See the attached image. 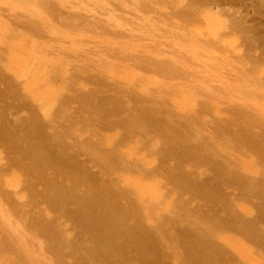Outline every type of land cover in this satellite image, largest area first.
I'll return each mask as SVG.
<instances>
[{
  "label": "bare ground",
  "instance_id": "obj_1",
  "mask_svg": "<svg viewBox=\"0 0 264 264\" xmlns=\"http://www.w3.org/2000/svg\"><path fill=\"white\" fill-rule=\"evenodd\" d=\"M49 1L51 2V0ZM213 1L216 4V8H219V4L217 0H213ZM71 2L72 1H70L69 3ZM179 6L183 7L184 10L188 11L192 9V7H196L197 5L195 4V2H192L190 0L188 5L181 3ZM262 6H264V4H262ZM53 7H54V4H53ZM204 7L205 6H202L203 10H204ZM207 7L209 6L207 5L205 7V10H207L206 9ZM200 8H201V5H200ZM201 9H197V10H201ZM192 10H195V9H192ZM214 10L211 9L212 12ZM219 10H220V13H222L223 10L221 9ZM67 11H69V9ZM96 12L98 11L96 10ZM111 15L113 16V14ZM195 17H199V16L195 15ZM94 18L96 17L94 16ZM30 21L31 20H29V22ZM148 22L150 23V21ZM107 26L109 25L107 24ZM230 26L233 27V30L236 33L241 32V31L243 33H246L245 34L246 36L244 38L245 39L244 45L247 51L245 52V54H247L248 52L249 54H251V51L255 50L257 47L254 39L247 38L249 34H247L245 30L243 31L242 29L243 27H241V23H239L235 19L231 20ZM31 28H33V25ZM16 29L14 30L16 31ZM155 30H157V28ZM121 35L119 34L120 37H123ZM201 43L205 44L206 42H201ZM212 43L213 42H211V44ZM51 53L54 56L53 52ZM119 53L117 52V56H119ZM144 53L149 55L147 57L146 55H144L147 58L145 60H148V63L153 62L152 57L154 55L157 56V58L159 57L160 59H161L160 55H162L165 58V56L159 52H151L155 54H148L149 53L148 51L146 52L144 51ZM123 54H125L124 51H123ZM123 54L122 55L120 54L122 58L124 56ZM166 54L168 55L169 53H166ZM173 54L172 56L175 58L173 57L168 58L167 62H163L161 61L162 60L161 59L160 63L158 64H160V67L164 69L166 74L178 76V79L180 78V76H182V78L180 79L183 80L184 75L186 77V76H189L190 73L184 70L187 67L185 66L183 61L181 62V59H179L180 57L177 58L179 55L176 57ZM117 56L115 55V57ZM133 56H131L132 60H134V63L136 64H131V63L130 64L133 65L134 67L137 65L138 61L136 62L137 60L136 56L134 57ZM261 56L262 55H259L257 59L260 60ZM107 57L111 58L110 56H106L105 58L107 59ZM145 57H143V59ZM153 58L155 61H157L155 57ZM253 58L254 57H252V59ZM111 59H113V57ZM125 59L126 58L124 57V60ZM87 60H90V59H87ZM113 65H115V63ZM104 66H102V64H99V66H97L98 71L96 75H88V73H86V72L91 71L90 69L91 67L81 68L79 66L80 68L79 70H77V73H76L77 74L76 81L82 84L85 89H87L86 91H84L82 87L81 89L78 87L76 88L77 89L76 94H79V93L80 94L73 96L78 106L79 114L84 115L85 113L87 115L85 122H90L92 123L93 126L97 125L99 126V128L101 127L115 128V129L120 128L121 130L119 131H123L122 136H120V138L124 139V141H126V139L128 138L127 141L133 140V142H136L137 145L141 144L144 150L147 149L146 151H149L148 153L152 154L151 156L153 155L156 156L154 162L157 161L158 165L155 166L156 164L154 165V162L147 161L146 157L148 156H145V155H144L145 157L143 156L144 157L143 160L139 162L138 160L136 162L133 159L135 163L134 162L132 163L130 161H125V160L118 161L117 157L115 161L114 159H112L113 157L110 155L111 153L108 152L109 153L108 155V153L106 152L108 148L105 150L102 147V150L103 151L105 150V151L103 153L100 152L101 148L99 149V145L101 144H99V142L90 144L89 143L91 142L90 139L89 140L87 139L88 141L86 143L84 138H82L81 141L76 140V142L74 140H71L70 138L72 136L70 134V130L72 126L71 125L64 126V124L59 125V123L55 120L57 116H54L55 114L52 113L49 110V108L42 107L41 105H38L36 103H35L36 106H33V105L22 106L21 109H19L21 110L20 112L27 111L28 113H26V115H24L23 117H21L22 115L18 116L20 112H17L18 114L16 116L14 115L16 119L18 120L20 119V120L15 121L16 126L14 127L12 131L10 129L8 130L7 126L2 121H0V148H3L4 150H6V153L8 156L7 158L8 163H4L0 165V211H1L0 215L3 214L4 216L3 223L8 224V222L10 221L8 226L10 225V227H12L14 225L16 227L15 230L18 228L23 229L22 231L19 230L20 233H24V232L28 233V237L30 235L33 241L37 243V246H38L37 249L42 250V254L43 252H47L51 254L50 256L52 260L50 261V264H68L69 262L65 260L69 258H71V260L74 262L73 264H90V263L92 264H175L176 262H177L176 264H248L247 261L246 263H241L240 258L238 259V257H241L239 256V254L238 256L235 257L236 254L232 255L230 251L228 250L226 251L227 252L226 253L223 249L218 247L219 246L217 244L218 242L217 243L215 242L216 234L218 231L224 232V230L225 231L231 230V232L234 231L236 234H238L239 237L241 236L242 239L246 240L247 243L249 242L253 244V247L255 246L258 252L261 251L260 257L261 259L263 258L264 260V134H262L261 132L254 133L253 135L251 133H247L245 136H241L237 134L238 139L240 141L239 144H241V146H239V144L235 145V143H232L233 141L231 139L232 144H230L229 142L228 144H230L229 145L230 147H228V144L225 142L228 139L227 138L228 135L227 137H225V134H224L228 121H226L225 119L218 120V121L207 120L206 116L203 117L204 115L207 114L206 111H212V112L214 111L213 108L210 106L209 101L211 100L208 97V96H212L210 95L212 92L209 94V91L207 89L208 91L207 93L209 94L207 95V93L204 92L205 89H202L200 86H197L198 84H196L197 88L194 87L195 84L193 85V87L188 86L187 87L188 89L186 88L187 94L185 93L182 94V95L185 94V106H186L185 109L186 110L183 109L181 111L182 114L180 113V111H177V113L175 112L176 114H174L176 115L175 116L176 119L177 117L179 120L182 119L181 123L179 122L178 119H177L178 121H176L175 118L172 116V113L170 112L166 113L167 117L165 115L166 117V118L164 117L165 119L157 118L154 115L155 113L154 114L152 113L153 109L151 108L143 107V106L139 107L134 102L132 104L134 106H132L131 105L132 99L130 98L129 99L124 98L120 100L115 96H107L105 94L106 91L103 89V87L106 86L104 79L106 80H109V78L111 79V77H108L107 74L111 75L112 72L110 68L108 67L106 68ZM147 66H149L151 69L153 68L151 67L153 65L151 66L147 65ZM160 67L158 68V70L160 69ZM86 68H88V70ZM121 68L118 67V70ZM68 69L69 68H67V70ZM73 69H72V72H73ZM95 69L93 68L92 72L95 71ZM155 69H156V66H155ZM150 72H154V71H150ZM85 73L87 74V77L83 76V75H86ZM162 73L164 74V72ZM236 73H239V72H236ZM155 74L157 75V73ZM166 74L164 77L169 76V75L166 76ZM73 76H74V73H73ZM157 77H160V76H157ZM67 78L69 77L67 76ZM172 79L170 78V80ZM176 79L177 77L174 80ZM247 79L248 78H246L245 80L248 82ZM1 80L2 79L0 75V81ZM70 81L74 82L72 79ZM250 82L253 83L252 86H255V88L256 86H258V84L259 86L261 84L260 87L256 88L255 94L262 93L260 97L262 99V102L264 103V83L262 81L261 82L263 84L260 83V80H259L258 84L256 85L254 83L256 82L255 79L250 80ZM71 84H70V87L72 86ZM179 85L180 84L178 85L176 84V87ZM67 87H69V85ZM172 87H175V86L172 85ZM211 87L213 88V86ZM182 88L184 87L182 86ZM176 92H178V90H176ZM180 92L181 91H179L178 93L181 94ZM63 93L64 92H62V94ZM252 93L254 94V92ZM159 94L161 95L162 92ZM176 94L172 93V95H176ZM172 95L170 97H172ZM140 96H143V95H140ZM144 96H145V93H144ZM147 96L149 97V95H146L145 97ZM151 96L153 98V95ZM215 97L216 96L213 95V98ZM59 98H61V95ZM210 98L212 99V97ZM193 99H196L195 100L196 102L194 101L195 104L199 102L196 104L197 107L195 106L193 107V103H194ZM215 100L217 99L215 98L214 101ZM153 104L155 103L153 102ZM155 105L152 107H155V108L159 107V106L156 107L158 104L156 106ZM249 106L248 105L246 106L245 103H241L238 105L234 104L232 106L233 108L231 112H234V110L236 109V111L238 112L245 113V111L249 109V112L250 110H252L251 111L252 113V112H255L256 109H257L256 111H258L259 109L257 107L258 104L249 105ZM255 106L256 108H254ZM261 106L264 107V104H261ZM261 106L259 104L260 109H261ZM166 107L170 108L169 105ZM172 108L180 109L181 106L178 103L177 104L173 103ZM57 113L59 112L57 111L56 114ZM259 115L260 114L258 115L256 114L255 116H258L257 118H259ZM257 118L256 120L259 123L262 122V121H259L260 119L258 120ZM252 119L251 121H255ZM40 120H42V123ZM263 120H264V117H263ZM17 121L20 122V124H18ZM70 123L71 122L69 121V124ZM214 123L224 124L223 125L224 127L220 129L219 126L217 127L213 126ZM242 125H243V122H242ZM243 126H245V124ZM259 126H262V125H259ZM45 127H48L49 132H47L48 129L47 131L43 129ZM60 129H62V131H60ZM252 130H254V128ZM219 131L222 132V134H224V138L226 140L222 141V139L224 138H222L223 135H220ZM257 131H259V129ZM72 138H74V136ZM110 138L111 137H109L108 140H110ZM230 138L232 137L229 136V139ZM68 139L70 140V142H66V140ZM123 144H120V145L124 146ZM127 153L128 152H126V154ZM118 155L120 156L121 154L119 153ZM127 172H129L130 174L133 173L135 175L138 174V176L144 175L143 177L144 180L145 178L146 179L151 178V181L153 182H155L154 179L156 177H159L161 179V182L158 181L156 183L164 182L166 186L169 185L172 188V189L171 188L169 189L168 187L169 192L167 193H169V195L170 193H173V194H176V197L178 195L181 198L183 197V199H185L183 203L185 202L186 205L190 204L191 206L192 203L195 204V205L192 204L191 206L192 213L191 212L190 213L192 214V216L189 215V217L193 219L191 221L183 219V221L180 220L181 223L180 221L178 222L179 219L177 220V222L176 221L172 222L170 220L172 225L169 224L170 226L169 228L165 227L166 220L165 221L161 220V222L157 220L158 223L157 221L156 223L158 226L157 225L152 226L153 224L152 225L148 224L149 228L147 227L148 225L145 226L144 218H142L144 217V215L140 217L137 214V211L139 209L136 211L137 209L136 207L138 205L135 207L136 202L133 201V199L131 200L130 193L134 194L135 191L133 192L131 185H130V188L132 189V192L131 190H129V187L128 188L126 187L123 189L120 188V185H121L120 181H122L123 184L125 183V181L121 179L118 180V178L119 177L121 178V176L125 173L127 176V174H129ZM9 174L13 175L12 178H10V180H4L6 178V175H9ZM2 177L3 178L5 177V178L3 179ZM125 180H127V184L133 183V181H131L132 183L131 182L129 183L127 177ZM147 180H150V179H147ZM164 183H162L161 187H163ZM133 194L132 196L135 195ZM173 199H176L177 202L179 200V199L177 200V198H173ZM126 201H128L127 207L123 205L124 202ZM183 203L181 200L180 204H182L183 207H185L186 205L184 206ZM242 203L243 204L248 203L250 208L243 206ZM190 206H188L189 208L185 207L186 210L187 209L190 210ZM174 209L175 208H173V210ZM176 210L178 209L176 208ZM147 211H148L147 213L149 214V212H151L152 210L149 211V207H148ZM175 213H177V211ZM139 214L141 213L139 212ZM149 216L150 218L151 217L153 218L154 215L151 216V214H149ZM157 217L155 219H158L159 217L162 218L163 216H159L158 218ZM150 228L151 230L154 228V231H151ZM70 232L72 233L71 235L69 234ZM16 234L15 233L13 234L15 236L13 240H11L12 241L11 244L8 243L10 241L8 237L7 238L9 239V241L4 239L5 236H3V238L0 237V252L1 253L4 252L5 254L8 251L13 252L15 246H17L18 248L22 247V245L25 243V236L24 234H22L23 237L21 236L22 238L19 237L21 239L17 240L18 238L15 239V237L18 234L17 235ZM13 242L15 243V245L14 247H11ZM167 242H171V243L174 242L180 245L182 247L183 253L181 252L179 253L178 250L176 251L177 245L171 247V246H168L169 244ZM87 243H89V245H87ZM166 244L167 246H165ZM24 246H26V244ZM232 246L234 249L235 246L234 245ZM8 254H11V253H8ZM13 255H14V259L17 256V259H16L17 262L15 263V261L13 260L14 263H10L12 262V260L8 258V260L9 259L11 260L9 261L10 264H41L40 261L34 262L33 260L34 258L31 257L32 253L29 255L30 257L27 256L25 258L24 257L25 255H23L21 252L19 253L17 249ZM5 256H7V254ZM1 257H4V256L2 255ZM36 258L37 257H35V261H36ZM37 259L39 260V258ZM172 261L174 262L172 263ZM256 262L258 264L259 261H256Z\"/></svg>",
  "mask_w": 264,
  "mask_h": 264
},
{
  "label": "rangeland",
  "instance_id": "obj_2",
  "mask_svg": "<svg viewBox=\"0 0 264 264\" xmlns=\"http://www.w3.org/2000/svg\"><path fill=\"white\" fill-rule=\"evenodd\" d=\"M46 1H48V2H46ZM63 1L65 2V4ZM70 1H72V2L69 3ZM188 1L190 2V0H188ZM188 1L187 0H126V1L125 0H53V1L51 0V2H50L49 0H45V1L44 0H41V1L40 0H0V75H1V79H2L0 81V86L2 87V88L0 87V118H1L0 121H2L7 126L8 130L10 129L12 131L14 129V127L16 126L15 121L18 120V119H16L15 116L18 114L17 112L21 111L19 109H21V107L25 106V105L36 106V104H38V105H41L42 107L49 108V110L55 114L54 116H57V118L55 120L59 123V125L64 124V126L65 125L66 126H70V125L72 126L73 129L71 128L70 134L72 137L74 136L75 139L71 137L70 138L71 140H74L76 142V140L81 141L82 138H84L86 143L89 139L91 141V142H89L90 144L99 142V144H101V145H99V149L101 148L100 152L103 153L108 148L109 150L107 149L106 152L111 153L110 155L113 157L112 159H114L115 161H116V157H117L118 161L119 160L120 161L125 160V161H130L133 163L134 161L137 162V160L139 162V161L143 160V158L145 156H148V157H146V160L149 162H154L156 156H154V155L151 156L152 154H149L148 153L149 151H146L147 149L144 150L141 144L137 145L136 142H133V140L127 141L128 138L126 139L127 142L124 141V139L120 138V136H122V133H123V131H119V130H121L120 128H118V129L117 128L116 129L115 128H107V127L99 128V126H97V125L93 126L92 123L85 122V120L87 118V115L85 113H84V115L79 114V109H78V106H77L73 96L80 94L79 92H78L79 94H76L77 93L76 88L79 87L81 89V87H82V89H84V91H86L87 89H85L82 84H80L76 81L77 70H79L80 67L81 68L82 67L83 68L84 67H88V68L91 67L90 68L91 71L86 72V73H88V75H96V73L98 71L97 66H99V64H102V66L105 65L104 67L110 68V70L112 72L111 75L107 74V76L111 77V79L110 78H109V80L104 79L106 86L103 87V89L106 91L105 94L107 96H115L120 100H122L124 98L125 99L130 98V99H132L131 105L134 102L139 107L143 106V107L151 108V109H153L152 113L153 114L155 113L154 115L157 118L165 119L167 117L166 113L170 112V113H172V116L175 118V120L178 121L179 120L178 117H177V119H178L177 120L175 117L176 115H174V114H176L177 111H180V113H181V111L183 109L186 110L185 109V107H186L185 106V94H187V89H188L187 87L188 86L193 87V85L195 84L194 87L197 88L196 84H198L197 86H200L202 89H205V91H204L205 93H207L209 91V94H210L212 92L210 94L212 96H208V97L211 100V101H209L210 106L213 108L214 111L213 112L212 111H206L207 114L204 115L203 117L206 116L207 120L218 121V120L225 119L226 121H228L224 134H225V137H227V135H228V137H227L228 139H229V136H231L232 138H230L229 140L228 139L226 140L224 138V134H222V132H220L221 131L220 130L219 131L220 135H223L222 138H224V139L220 138V139H222V141L226 140L225 142L227 144L230 142V144L235 143V145H238L240 143V141L238 139V135L245 136L247 133H251L253 135L254 133H257V132L258 133L261 132L262 134H264V132H263L264 131V128H263L264 127V124H263L264 123V120H263L264 107L261 106V104H264V103L262 102V99L260 97V95L262 93L255 94L256 88L261 86V84L259 86L258 81L260 80V83H262V82L264 83V81H263V79H264V66H263L264 65V6H262V4H264V0H217V2L219 4V8H216V4L214 3L213 0H191L192 2H195V4L199 7H197V6H196L197 8L192 7V9H195V10L190 9L188 11L184 10L183 7L179 6L181 3L188 5L189 4ZM32 3L33 4L35 3V4L33 5ZM169 3H171V4H169ZM172 3H174V4H172ZM53 4H54V7H53ZM200 5H201V8H202V6L206 7L207 5L209 7L206 8L207 10H205V7H204V10H203V8L202 9L200 8ZM210 6H211V8H210ZM139 7L142 9H140ZM49 8H51V9H49ZM90 8H92V9H90ZM68 9H69V11H67ZM197 9H201V10H197ZM211 9H213V10L215 9V10L212 12ZM219 9L223 10L222 13H220ZM96 10L98 12H96ZM208 10H209V12H208ZM10 12H11V14H10ZM132 13H134V14H132ZM100 14H102V15H100ZM111 14H113V16ZM3 15L6 17H4ZM195 15H197L199 17H195ZM1 16H2V18H1ZM94 16L96 18H94ZM118 17H119V19H118ZM231 17L233 19H235L236 21H238L239 23H241V27H243L242 28L243 31L245 30L247 32V34H249L247 36V38L254 39V41L256 42L257 47L255 50L251 51V54H249V52L247 53L249 55L245 54V52L247 51L245 48V45H244V43H245L244 38L246 36L245 35L246 33H243L242 31L237 32V33L234 32L233 27L230 26L231 20H233ZM34 18L39 23L37 21H35ZM63 18H65V19H63ZM208 19H210V20H208ZM29 20H31L32 22L31 21L29 22ZM67 20H69V21H67ZM99 20H101V21H99ZM151 20H152V22H151ZM110 21H111V23H110ZM148 21H150V23ZM13 22H14V24H13ZM155 22H156V24H155ZM226 23H227V25H226ZM107 24L109 26H107ZM32 25H33V28H31ZM187 25H188V27H187ZM113 27L116 29H114ZM155 27L157 28V30L160 29L161 31L155 30L156 29ZM14 29H16V31ZM149 29L151 31L153 29L154 30L151 32ZM231 29L233 30V32ZM102 30H104V31H102ZM241 33H242V35H241ZM119 34L120 35L123 34V35H121L123 37H120ZM204 34H205V36H204ZM173 35H174V37H173ZM218 38H220V39H218ZM199 40L201 42H206V43L202 44ZM211 42H213V43L211 44ZM170 44H172V45H170ZM98 47L100 48L101 51L99 50ZM93 48H95V49H93ZM102 50H104V51H102ZM96 51H97V53H96ZM123 51L126 55L123 54ZM144 51L145 52L148 51L149 52L148 54H155V53H151V52H159V53L163 54L165 56V58L162 55H160V57L162 59L161 60L159 57L157 58V56L154 55L153 57H155V59H157V61H155L154 58L152 57L153 62L148 63V60H145V59H147L146 57L149 55L145 54ZM51 52H53L54 56L52 55ZM117 52L118 53L120 52L119 56H117ZM166 53H169V54L167 55ZM171 53L172 54L175 53L173 55L176 57L179 55L177 58L180 57L179 59H181V62L182 61L184 62L185 66L187 67L184 70H186L187 72H189L191 74V76L189 74V76L191 78L189 76L185 77V75H184V77L186 79L183 77V80H181L180 78H182V76H180V78H179L180 80H179L178 76L166 74L164 69L162 67H160V64H158V63H160V60L163 62H167L168 58L173 57ZM111 54H112V56H111ZM120 54L124 55L123 58ZM115 55L117 57H115ZM130 55L136 56L137 60L136 59L135 60H136V62L138 61L137 65L134 67L131 64H136V63H134V60H132V57ZM144 55H146V57ZM259 55H262L260 57L261 58L260 60L257 59V57H259ZM106 56H110L111 58L113 57V59L107 57V59H108L107 60L105 58ZM124 57L127 60L126 59L124 60ZM143 57H145V58L143 59ZM252 57H254V58L256 57V58L252 59ZM119 58L120 59L122 58L123 60L122 59L120 60ZM173 58H175V57H173ZM84 59H86V60H84ZM87 59H90L92 61L87 60ZM104 62H106V63H104ZM114 63H115V65H113ZM145 63H146V65H145ZM70 65H71V67L72 66L73 67L71 68ZM147 65H150V66L153 65L151 67H153L154 69L152 68L153 69L152 70ZM155 66H156V69H155ZM118 67L119 68L122 67V68L118 70ZM159 67H160V69H159L160 72L158 70ZM67 68H69L70 70L69 69L67 70ZM88 68H86V69L88 70ZM93 68L94 69L96 68L95 69L96 72L95 71L92 72ZM72 69H73V72H72ZM66 70H67V72H66ZM150 71H154V72H150ZM246 71L247 72L249 71L248 72L249 74ZM68 72H70V73H68ZM162 72H164V74ZM194 72H195V74H194ZM236 72H239V73H236ZM55 73H56V75L59 73L60 74L56 76ZM73 73H74V76H73ZM155 73H157V75ZM158 73H159V75H158ZM241 73H242V75H241ZM165 74H166V76L167 75H169V76L164 77ZM161 75L163 76V78ZM67 76L69 78H67ZM70 76H72V77H70ZM83 76L87 77V74L83 75ZM157 76H160V77H157ZM173 77H175V78L177 77V79L174 80L175 78H173ZM245 77L248 78L247 79L248 82L245 80L246 79ZM170 78L171 79L173 78V79L170 80ZM201 78H203V79H201ZM17 79L19 82L17 81ZM69 79L70 80L72 79L74 82L70 81ZM252 79L256 80V82H254L256 85L258 84V86H256V88H255V86H252L253 83L250 82V80H252ZM134 80H136V81H134ZM195 80L196 81L198 80V81L196 82ZM71 82H72V84H71ZM232 83L234 84V86ZM21 84H23L24 86ZM70 84L72 85L71 87H70ZM176 84L177 85L180 84V85L176 87ZM235 84H237V85H235ZM68 85H69V87H67ZM172 85L175 87H172ZM231 85H232V87H231ZM182 86L185 89L186 88L187 89L185 90L184 88H182ZM211 86H213L214 89ZM147 88H148V90H147ZM179 89H181V90H179ZM207 89H208V91H207ZM176 90H178V92L181 91L180 92L181 94L176 92ZM170 91H172V92H170ZM258 91H257V93H258ZM62 92H64V93L62 94ZM148 92L149 93L151 92L150 94L153 95V98ZM161 92L163 95L159 94ZM175 92L178 93L179 96ZM252 92H254V94ZM144 93H145V96L149 95V97L148 96L145 97ZM170 93H171V95H172V93L176 94V95H172V97H170L171 96ZM183 93H185V94L182 95ZM139 94L143 95V96H140ZM209 94L207 93V95H209ZM60 95H61V98H59ZM180 95H182L183 97ZM213 95L216 96L215 98L217 100L214 101L215 98H213ZM238 95H240V96H238ZM162 96H164V97H162ZM210 97H212V99ZM71 98L74 100H72ZM150 98H152V99H150ZM62 100H64V101H62ZM195 100L196 99H193V102ZM69 102H70V104H69ZM153 102L156 105L157 104L158 105L156 106L155 104H153ZM163 102L165 103V105ZM195 102L193 103V107L194 106L197 107L196 104L199 103V102H197L195 104ZM173 103H176V104L178 103L181 106V108L180 109L179 108L173 109L172 108ZM241 103H245L246 106L258 104L257 107L259 109H260V107H259V104H260V106H261L260 110L261 111L259 109H258V111H256L257 109L255 110L257 115L260 114L259 118H257L258 116H255L256 115L255 112L251 113L252 110H250V112H249V109H247V111H245L246 114L238 112V111H236V109L234 110V112H231V110L233 108L232 106L234 104L238 105ZM167 104L170 106V108L166 107V106H168ZM58 105L60 108L58 107ZM154 105L156 107H158V106L159 107L158 108L152 107ZM132 106H134V105H132ZM243 107H245V106H243ZM254 108H256V106ZM169 109H171V110H169ZM57 111L59 113L56 114ZM26 113H28V112L22 111V112H20V114H18V116L22 115L21 117H23L24 115H26ZM228 113H229V115H228ZM165 115H166V117H165ZM80 116H81V118H80ZM232 116H234V117H232ZM243 116H245V117H243ZM76 117H78V118H76ZM256 118L258 120L260 119L259 121H262V122L259 123L256 120ZM81 119H83V120H81ZM233 119H235V120H233ZM251 119L255 120V121H251ZM243 120H245V121H243ZM18 121H17V123L20 124V122H18ZM40 121L42 123V120H40ZM69 121L71 122L70 124H69ZM181 121H182V119L179 120L180 123H181ZM242 122H243V125L245 124V126L242 125ZM236 123H238V124H236ZM67 124H69V125H67ZM223 125L224 124H219V123L213 124V126H216V127L219 126L220 129H222L224 127ZM259 125H262V126H259ZM84 127H86V128H84ZM244 127H245V129H244ZM251 128L252 129L254 128V130L256 132L254 130H252ZM43 129L45 131H47L48 127H45ZM258 129H259V131H257ZM60 131H62V129H60ZM47 132H49V129ZM235 132H236V134H235ZM109 137H111L110 140H108ZM231 139L233 141L232 143H231ZM234 141H236V142H234ZM66 142H70V140L68 139V140H66ZM220 142H221V140H220ZM120 144H123L124 146H122ZM230 144H228V147H230L229 146ZM239 146H241V144H239ZM102 147L105 149L104 151L102 150ZM111 148H113V149H111ZM115 149H117V150H115ZM125 151L128 153L126 154ZM109 153H108V155H109ZM119 153L121 154L120 156L118 155ZM133 154H135V155H133ZM129 155H131V156H129ZM7 158H8V156H7L6 150H4L3 148H0V165H2L4 163H8ZM123 158H125V159H123ZM133 159H134V161H133ZM155 162H154V165L156 164L155 166H157L158 162L157 161H155ZM127 173H129V172H127ZM132 174L133 173H131V174L129 173L126 176V173H125V174H123L125 176L122 175L121 178L120 177L118 178V180L121 179V180L125 181L124 184L122 181H120L121 182L120 188L123 189V188L129 187V190H131V192H132V189H133V192L134 191L136 192V193L134 192L135 195L132 193L134 196H132V194L130 193L131 200L133 199V201L136 202V203L134 202L135 207L138 205L136 207L137 208L136 211L139 209L137 211V214L140 217H142V215H144V217H142V218H144L145 226H147L148 224L149 225L153 224L152 226H154V225H157V223H158L157 220H159L160 222H161V220H164V221L166 220L165 221V227L169 228L170 227L169 224L172 225L171 221L177 222L178 219H179L178 222L180 220L183 221V219L191 221L193 219V218L189 217V215L192 216L191 206L194 203H192L191 206H190V204L186 205L185 202L183 203V201H185V199H183V197L181 198L179 195L176 197V194H173V193H170V195L172 194L170 196L169 193H167V192H169V189L171 188L169 185L166 186V184L164 182H162L164 184H163V187H161L162 183H156L158 181L161 182V179L159 177H156L154 179L155 182H153V181H151V178H147L150 180H147L146 178L144 180L143 179L144 175L138 176V174H136V175L135 174L132 175ZM12 176L13 175L9 174V175H6V178L4 177L5 179L3 177L2 178L4 180H10V178H12ZM136 176H137V178H136ZM126 177L129 181V183L131 181H133V183L131 182L132 184H127V180H125ZM130 185H131L132 189L130 188ZM168 187H169V189H168ZM166 189H167V191H166ZM173 198H177V200L179 199L178 202L176 201V199H173ZM181 200H182V203L184 204V206L186 205L185 206L186 208L188 206H190V210L187 209L188 210L187 211L186 208L183 207L182 204H180ZM126 202H124V204L122 203L125 207L128 206L127 205L128 201H126ZM246 204L248 205V203H244L243 206L250 208V206L249 205L247 206ZM144 205H146V206H144ZM148 207H149V211L152 210L151 212H149V214H151V216L154 215L155 217L153 216V218L152 217L150 218L149 214L147 213ZM173 208H175V209L173 210ZM176 208L178 210H176ZM179 209H181V210H179ZM142 210L145 212H143ZM175 210L177 211V213H175L176 212ZM139 212L141 214H139ZM0 213H1V211H0ZM174 214H176V215H174ZM157 216L158 217L163 216V217L162 218L159 217L160 218L159 219ZM187 216L191 219H189ZM156 217L158 219H155ZM3 218H4V216H3V214H1L0 215V234L1 233L5 234V235L3 234V236H5L4 239H6L8 241L10 239V241L8 243L11 244V242H12L11 240H13V238L15 236V235H13L14 233L18 234V235L16 234L17 236L15 237V239H17V238H18L17 240L21 239L23 237L22 234H24L26 232L20 233L19 230L22 231L23 229L18 228L15 230L16 227L14 225L12 227H10V225L8 226L10 221L8 222V224L3 223L4 222ZM168 220H169V222H168ZM156 221H157V223H156ZM180 223H181V221H180ZM149 225L147 226L148 228H149ZM152 226H151V228H152ZM11 228H12V230H11ZM151 228H150V230H151ZM154 228L151 231H154ZM15 231H17V232H15ZM219 232L220 231H218L217 234ZM224 232L221 231L218 235L216 234V237H215V242L216 243L218 242L217 244L219 246L218 245L217 246L219 248L223 249L225 252L227 250L230 251V253L232 255L236 254L235 257L238 256V254H239V256L242 257V258L238 257V259L240 258L241 263H246V261H247L248 264L249 263L257 264L256 261H259L258 264L259 263L264 264L263 258L261 259V257H260L261 251L258 252L257 248H255V246L253 247V244H251L249 242L247 243L246 240L242 239L241 236L239 237L238 234H236L234 231L231 232V230H227V231L224 230ZM2 234L0 235V237L3 238ZM69 234L71 235L72 233L70 232ZM11 235H13V236H11ZM26 235H27V237H26ZM24 236H25V243L20 248L15 246V248L16 247L17 248L16 249L14 248L13 252L15 253L16 250L18 249L19 253L21 252L23 255H25L24 256L25 258L27 256L30 257L29 255L32 253L31 257L34 258L33 259L34 262L40 261L41 264H46V263L50 264V261L52 260V258L50 256L51 254H49L47 252H43V254H44L43 255L42 250L37 249L38 248L37 243L35 241H33L32 237L30 235L28 237V233L24 234ZM218 236L220 239L218 238ZM19 237H21V238H19ZM216 239H218V240H216ZM26 242H28V243H26ZM167 243L169 244L168 246H171V247L177 245L176 251L178 250L179 253L180 252L183 253L182 247L180 245H178L177 243H174V242H172V243L167 242ZM236 243H238V244H236ZM25 244H26V246H24ZM27 244L29 245V247ZM14 245H15V243L13 242L11 247H14ZM87 245H89V243H87ZM232 245L235 246L234 249H233ZM23 246H24V248H23ZM165 246H167V244ZM25 247L30 249V250L26 249ZM34 250H36L38 252H36ZM31 251H33V252H31ZM13 252L8 251L5 254H4V252H2L3 254L0 252V264H5V263L10 264V263H14V261L16 263L17 262L16 261L17 256L15 255L16 258L14 259V255H13L14 253ZM8 253H11V254H8ZM176 253H178V252H176ZM6 254H7V256H5ZM2 255L4 257H1ZM244 256L246 258L247 257L248 258L246 259ZM35 257L39 258V260L36 258V261H35ZM8 258H10L12 260V262L9 263V261H11V260L10 259L8 260ZM65 261L69 262L68 264L74 263L71 260V258H69ZM173 262L174 261H172V263ZM90 264H92V263H90Z\"/></svg>",
  "mask_w": 264,
  "mask_h": 264
}]
</instances>
